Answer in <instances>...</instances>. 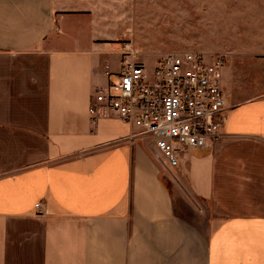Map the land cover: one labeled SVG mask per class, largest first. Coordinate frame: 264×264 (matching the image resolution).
<instances>
[{
  "label": "crops",
  "instance_id": "1",
  "mask_svg": "<svg viewBox=\"0 0 264 264\" xmlns=\"http://www.w3.org/2000/svg\"><path fill=\"white\" fill-rule=\"evenodd\" d=\"M205 10L194 51L226 56L225 135L176 170L222 215L209 234L138 129L89 112L129 40L148 71L168 55L135 42L133 1L0 0V264H264V0Z\"/></svg>",
  "mask_w": 264,
  "mask_h": 264
},
{
  "label": "built area",
  "instance_id": "2",
  "mask_svg": "<svg viewBox=\"0 0 264 264\" xmlns=\"http://www.w3.org/2000/svg\"><path fill=\"white\" fill-rule=\"evenodd\" d=\"M130 46L122 70L108 86H98L89 112L94 121L114 115L148 136L157 154L178 167L187 149L208 148L225 135L228 93L223 86L224 55L174 52L149 72ZM44 214L42 202L35 206Z\"/></svg>",
  "mask_w": 264,
  "mask_h": 264
},
{
  "label": "rangeland",
  "instance_id": "3",
  "mask_svg": "<svg viewBox=\"0 0 264 264\" xmlns=\"http://www.w3.org/2000/svg\"><path fill=\"white\" fill-rule=\"evenodd\" d=\"M132 1L136 15L134 40L148 48L151 54L194 51L202 45L212 46L207 36L211 33L205 23L206 0H128V3ZM128 42L134 46L133 40ZM134 52L137 55L136 50ZM151 60L147 64L149 72L153 69ZM141 137L143 147L160 168L162 179L174 193L175 199L179 204L185 202L190 208L188 215L196 224H203L209 234L223 219L218 209L210 200L201 199L190 192L184 179L177 173V167H170L165 158L157 154L148 136Z\"/></svg>",
  "mask_w": 264,
  "mask_h": 264
}]
</instances>
